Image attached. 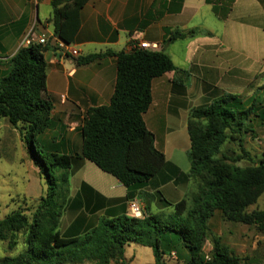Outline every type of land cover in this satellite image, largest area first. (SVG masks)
<instances>
[{"label": "trees", "instance_id": "1", "mask_svg": "<svg viewBox=\"0 0 264 264\" xmlns=\"http://www.w3.org/2000/svg\"><path fill=\"white\" fill-rule=\"evenodd\" d=\"M68 1L52 0L55 34L66 43L70 42L68 34L77 28L82 6L77 0L60 6ZM214 9L218 7L214 5ZM184 36L173 32L167 42ZM47 44L21 47L10 60L9 72L0 79V119H8L19 129L46 185L32 220L22 210L0 219V241L9 240L11 246H16L22 232L27 245L24 252L0 257V264H124L125 248L131 242L152 248L155 264H168L164 256L177 248V243L189 254L188 262L182 264H246L209 227L219 210L227 221L264 230V210L247 211L264 192V158L253 166L236 164L247 156L243 135L251 130L249 121L255 109L252 105L243 107L237 95L231 93L191 111V168L187 176L197 182V187L175 204L160 195L163 206L173 208L171 214L145 210L141 218L103 217L96 226L82 232L61 231L70 171L79 161L89 160L125 186L137 188L165 165V154L155 146V136L143 114L152 102L153 79L177 67L164 50L138 48L103 53L117 57L114 93L108 105L90 109L84 118L81 153L63 154L45 135L52 125L53 108L46 85ZM103 54L79 57L77 63L92 62ZM259 113L264 118V108ZM228 141L237 143L245 155L224 152ZM135 197V192L127 195L128 200ZM207 238H211L213 249L211 258L205 261L200 252Z\"/></svg>", "mask_w": 264, "mask_h": 264}, {"label": "crops", "instance_id": "2", "mask_svg": "<svg viewBox=\"0 0 264 264\" xmlns=\"http://www.w3.org/2000/svg\"><path fill=\"white\" fill-rule=\"evenodd\" d=\"M77 1L82 3L77 28L68 34L70 42L66 43L55 34L52 0H0V79L9 72L10 60L31 28L36 35L48 36L46 85L53 108L52 125L45 135L58 152L81 153L84 118L90 109L110 103L117 57L103 53L128 51L132 43L146 42L157 45L151 50L167 52L177 70L153 79L152 102L143 114L155 146L165 154V165L137 188L125 186L89 160L76 163L70 171L68 203L60 221L61 231L70 229L73 234L96 226L103 217L130 215L129 192H135V198L152 214L173 209L163 206L160 195L175 204L191 193L194 181L187 176L191 111L231 92V86H243L250 67L240 60L239 47L264 45V0ZM65 3L74 1L60 6ZM176 31L185 36L167 42ZM72 48L79 56L71 54ZM99 53L103 55L92 62L77 63L79 57ZM132 243L125 248L124 264L136 261ZM186 255L183 252L182 257Z\"/></svg>", "mask_w": 264, "mask_h": 264}, {"label": "rangeland", "instance_id": "3", "mask_svg": "<svg viewBox=\"0 0 264 264\" xmlns=\"http://www.w3.org/2000/svg\"><path fill=\"white\" fill-rule=\"evenodd\" d=\"M225 7V6H224ZM240 60L250 67L249 78L246 83L241 79V85L231 86V93L237 95L243 107L253 106L255 112L250 116V131L244 133V149L247 156L236 162L240 166L257 165L264 158V118L259 112L264 108V45L255 47H239ZM248 54L250 59L248 60ZM248 73V72H245ZM24 131V130H23ZM223 151L229 155H245L237 143L228 141ZM193 190H196L197 182H193ZM44 179L39 168L34 164L26 141L19 129L13 127L8 120L0 121V219L16 210H22L30 217H34L39 198L46 192ZM163 211L160 215H168L173 212ZM264 210V192L258 200L247 208L248 212ZM210 230L221 237L224 245L228 246L239 256L242 263L264 264V230L256 225H247L227 221L217 210L209 221ZM18 244L11 246L9 240L0 241V257L16 255L26 251L25 235L19 232ZM136 250V261L130 264H155L154 254L150 247L132 243ZM213 244L211 238L205 239L200 252L201 257L207 261L211 258ZM175 255L169 252L164 256L168 264L187 263L189 254L186 248L177 243ZM128 248L130 255L134 254ZM183 252L187 255L183 256ZM182 253V254H181ZM91 264V263H85ZM119 264V263H116ZM129 264V262H128Z\"/></svg>", "mask_w": 264, "mask_h": 264}, {"label": "built area", "instance_id": "4", "mask_svg": "<svg viewBox=\"0 0 264 264\" xmlns=\"http://www.w3.org/2000/svg\"><path fill=\"white\" fill-rule=\"evenodd\" d=\"M47 42H48V36L47 35H45V34H43L41 36L36 35L34 32V29L31 28L23 37L22 42H21V47L30 46L33 44L46 45ZM59 42H60V45H62V46L64 45L61 41H59ZM156 47H157V45L151 46L146 42H139V43H132L129 46L128 51L138 49V48L149 49V48H156ZM70 51H71V54L73 56H75V57L79 56V51L77 49L72 48V49H70ZM128 211H129L130 216L141 218L144 216L145 208H144V205L142 204V202L140 200L133 198V199H129V201H128ZM175 254H176V251H172L171 255H175ZM208 259H210V258H208Z\"/></svg>", "mask_w": 264, "mask_h": 264}]
</instances>
